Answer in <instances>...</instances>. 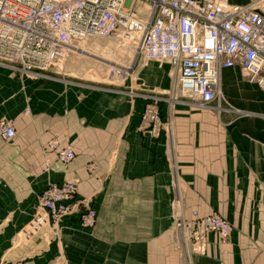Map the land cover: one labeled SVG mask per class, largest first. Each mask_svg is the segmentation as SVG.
Segmentation results:
<instances>
[{"label": "crops", "instance_id": "crops-1", "mask_svg": "<svg viewBox=\"0 0 264 264\" xmlns=\"http://www.w3.org/2000/svg\"><path fill=\"white\" fill-rule=\"evenodd\" d=\"M242 73L224 69L222 88L249 113L164 101L171 138L140 129L147 97L0 65V121L17 133L0 135V264H264V91ZM139 77L147 90L170 83L168 69ZM53 138L72 143L71 163L47 149ZM66 180L79 181L76 200L96 208V226L66 215L22 241L39 193ZM181 208L220 214L229 238L207 232L205 251L187 253L174 236Z\"/></svg>", "mask_w": 264, "mask_h": 264}, {"label": "built area", "instance_id": "built-area-1", "mask_svg": "<svg viewBox=\"0 0 264 264\" xmlns=\"http://www.w3.org/2000/svg\"><path fill=\"white\" fill-rule=\"evenodd\" d=\"M92 36L127 45L145 61L169 63L175 88L199 107L224 110L221 75L231 67L264 91V0H0V65L21 74L44 76L65 60L74 40ZM141 113L143 132L172 138V122L158 100L149 98ZM16 134L11 121H0L3 138ZM47 147L59 162L75 158L68 140L53 138ZM78 183H49L22 239L50 224L56 231L64 216L76 213L83 226L94 228L98 212L90 201L76 200ZM173 220L187 253L205 251L207 232L230 236V223L217 213L201 218L194 210L186 218L181 208Z\"/></svg>", "mask_w": 264, "mask_h": 264}, {"label": "rangeland", "instance_id": "rangeland-1", "mask_svg": "<svg viewBox=\"0 0 264 264\" xmlns=\"http://www.w3.org/2000/svg\"><path fill=\"white\" fill-rule=\"evenodd\" d=\"M82 49L91 53H85ZM67 54L65 60L60 65L44 71L46 77H63L72 81H82L88 84L90 88L116 92L123 91L134 96L142 95L158 100L159 104H162L164 101H170V103L185 102L199 107L196 104L197 102L192 101L186 96L183 97L175 88V84L171 81L172 70L167 63H159L154 60L145 61L140 56L138 57L127 45L92 36L85 41L74 40ZM95 55L107 60H101ZM147 68L153 73L154 79H156L155 75L158 74L159 70L168 69L170 75L168 89L160 90L153 88V90H147L145 83L141 82L139 77L140 72ZM116 69L120 71L116 73ZM244 78L247 79L245 75ZM221 90L224 110L217 112L224 111L230 114L249 113V111H245L241 107L231 105L227 96L224 95L222 87ZM21 236L23 235H20V239L27 242Z\"/></svg>", "mask_w": 264, "mask_h": 264}, {"label": "bare ground", "instance_id": "bare-ground-1", "mask_svg": "<svg viewBox=\"0 0 264 264\" xmlns=\"http://www.w3.org/2000/svg\"><path fill=\"white\" fill-rule=\"evenodd\" d=\"M70 47H72V45H71ZM82 51L85 52V53H89V54L91 53V52H88V51L85 50V49H84V50L82 49ZM95 56H97V55H95ZM97 57L100 58L101 60L104 59V58H101V57H99V56H97ZM104 60L106 61L107 59H104ZM221 91H222V90H221Z\"/></svg>", "mask_w": 264, "mask_h": 264}]
</instances>
